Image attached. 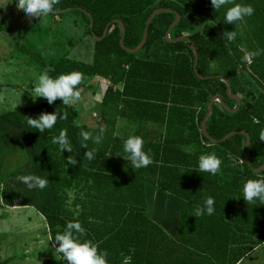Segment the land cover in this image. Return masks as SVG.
<instances>
[{
	"label": "trees",
	"instance_id": "obj_1",
	"mask_svg": "<svg viewBox=\"0 0 264 264\" xmlns=\"http://www.w3.org/2000/svg\"><path fill=\"white\" fill-rule=\"evenodd\" d=\"M35 2L52 16L81 17L94 39L91 61L71 57L65 44L54 59L21 45L22 37L8 30L15 47L39 62L44 85L58 90L0 117L40 145L54 206L39 211L62 262L237 264L263 244L264 170L254 169L264 165V0ZM157 8L171 11L153 17L141 50L126 51L114 20L126 27L125 46L135 48ZM176 14L181 18L170 37L188 39L170 42L166 32ZM222 77L241 104L229 112L214 102L210 137L236 132L214 143L201 130L211 98L238 106ZM96 80L105 83L101 123L91 127L70 97ZM119 120L133 131L119 133ZM146 184L182 200L177 235L147 217Z\"/></svg>",
	"mask_w": 264,
	"mask_h": 264
},
{
	"label": "rangeland",
	"instance_id": "obj_2",
	"mask_svg": "<svg viewBox=\"0 0 264 264\" xmlns=\"http://www.w3.org/2000/svg\"><path fill=\"white\" fill-rule=\"evenodd\" d=\"M0 23L4 28L0 30V113L8 105L1 102L3 97L12 99L14 103L19 96L17 93H21L24 96L20 97L25 100H18V103L27 104L32 103V97L36 100L41 99L43 94L49 96L57 94L54 86L44 85L46 77L40 70L39 62L15 47L14 40L8 33L9 29L14 35L22 37L21 45L42 54L43 57L57 58L61 54L60 46L65 44V50L69 51L71 57L86 62L92 60L94 39L87 33V23L79 16L73 14L68 17L52 16L46 13L43 5L38 6L35 0H0ZM6 83L15 84L17 88L7 87ZM95 83L97 85L94 88L87 89L82 95L72 96L70 101L76 104L80 111L85 108V113L92 114L91 116L84 114L82 119L91 126L100 122L98 104L100 95L97 93L102 88V83L105 84L104 80H96ZM88 100L96 103L93 104L92 109H88L89 111L84 105ZM8 107L13 106L9 104ZM0 124L7 123L0 119ZM16 130L20 132L19 129ZM24 157L20 140L14 138L5 142L0 132L1 184L6 181V183L12 182L7 177ZM7 212L0 217V232L10 231L16 222L18 230L7 235L6 247L4 246V251H0V262L7 257L8 261L4 264H43L47 257L48 264H61L56 258V253L51 252L55 248L48 238L49 229L41 215L33 210L27 211L30 216L20 211ZM30 225L32 228H27ZM251 260L245 264H250Z\"/></svg>",
	"mask_w": 264,
	"mask_h": 264
},
{
	"label": "crops",
	"instance_id": "obj_3",
	"mask_svg": "<svg viewBox=\"0 0 264 264\" xmlns=\"http://www.w3.org/2000/svg\"><path fill=\"white\" fill-rule=\"evenodd\" d=\"M6 85L7 87L17 88L16 87L17 85L15 84L6 83ZM102 88L97 93V95H100V100H99L100 102L102 98V92H101ZM95 90L93 91L95 92ZM85 91L86 89L83 91V93ZM4 93H6V91H4ZM17 94H19L18 99H16L14 103L12 99L8 97L1 98L2 103H7L8 105L11 104L13 106V107H8V105L6 104L7 106L5 107L4 110H2L1 113L17 109L21 106L33 105L40 100H45L51 97H55L56 95H58V90L56 95L49 96L43 94L42 97H40L41 99L37 98L36 100L35 97H32V103H27V104L18 103V100L23 101L24 98L23 97L21 98L20 96H24V95H21V93H17ZM8 99L11 101H8ZM70 101H71V97H70ZM100 102L98 104H100ZM93 104L96 103L92 100L86 101V103H84L85 107H87L86 110L89 111L90 109H92ZM99 112H100V108H99ZM87 113H85V108H84L82 111V115L84 114L88 116L92 115V114L89 115ZM0 119L2 118L0 117ZM3 121L5 120L3 119ZM6 123L7 124H0L1 125L0 132L3 136L4 141L9 142L12 141L14 138L19 139L22 144L25 157L21 161V163L14 168L12 173L8 175L7 179L12 182L6 183L7 182L6 181L4 184L2 183L0 185V189H1L0 217L2 214L8 213L7 211H10L11 213H16L17 211H20L26 213L27 216H30L29 212L27 211L33 210L36 211L39 215H41V217L45 220L44 216L39 211V207L43 205L53 207L54 196L50 183V175L46 166L45 158L41 152L40 145L35 138L25 134L20 129H19L20 132H17L16 130L18 129L17 127L11 125L10 123L8 124L7 121ZM83 123L88 124L87 122H83ZM88 125L91 126L90 124ZM98 125H100V122L96 123L91 127H97ZM117 128H118V132L122 134H129L131 133V131H133L132 126L129 123H127L125 120H119L117 124ZM145 193H146L145 212L147 217L150 218L152 221H154L156 224L164 227L171 234L177 235L179 233V228L181 223L180 212L182 209V200L171 194L165 193L151 186L150 184H146ZM29 222L30 219L28 218V223ZM16 223L13 224V227L8 232L1 230L0 251H4V246L6 247L5 240L7 235L9 233L11 234L14 231L18 230ZM27 228H32V226L31 225L27 226ZM48 238L50 239L51 244L54 246L49 233H48ZM51 252L56 253V258L60 260L61 264H67L62 262L60 255L58 254L56 249ZM250 259H252L250 264H264V243L255 246L254 249L249 254L244 256L237 264H245ZM48 260L49 258L45 257L43 264H46ZM7 261L8 258L6 257L0 263L4 264V262Z\"/></svg>",
	"mask_w": 264,
	"mask_h": 264
},
{
	"label": "water",
	"instance_id": "obj_4",
	"mask_svg": "<svg viewBox=\"0 0 264 264\" xmlns=\"http://www.w3.org/2000/svg\"><path fill=\"white\" fill-rule=\"evenodd\" d=\"M49 1L50 0H46V5L49 7ZM171 11V9L169 8H157L155 9L151 15L149 16V18L147 19L146 21V24H145V29H144V34H143V38H142V41L139 43L138 46H136L135 48H127L124 44V37H125V34H126V27L123 25V23L118 20V19H115L114 22L116 23H120L121 26H122V30H123V33H122V36L120 38V44L121 46L128 52H131V53H136L138 52L139 50L142 49V47L144 46V44L146 43L147 41V37H148V28H149V25H150V22L151 20L153 19V17L158 14V13H161V12H169ZM89 14V13H88ZM90 15V14H89ZM181 16L180 14H176V19L172 22V24L170 25V27L168 28L167 32H166V37L167 39L170 41V42H177L179 40H184V39H188V37L186 35H182L181 37H178V38H171L170 37V32L172 30V28L178 23V21L180 20ZM92 22H93V19L91 18V25H92ZM109 26H110V23L106 26L105 30H104V33H103V36L102 37H99L98 39H102L106 34L107 32L109 31ZM192 48L193 50L195 51V64H194V68H195V71L197 72V63H198V58H199V54L197 52V49L195 47V45H192ZM201 78H204L203 76H201ZM222 79L227 83V93L230 97L234 98L237 103H238V106L235 108V109H231L230 107H228L224 101L222 100L221 97L219 96H213L210 100V103H209V108H208V112L206 114V116L204 117L203 121H202V124H201V130L203 132V134L208 137L212 142L214 143H217V142H221V141H224L226 140L227 138H229L230 136L234 135L236 132L235 131H232L228 134H226L224 137H222L221 139L217 140V139H213L210 137L208 131H207V120L208 118L211 116L212 112H213V104L215 101H218L220 102L229 112H235L239 109L240 107V104H241V97L240 95L238 94H232L231 92V83L225 78V77H222ZM245 135H246V145H245V160H246V163L247 164H250V156H249V144H250V135L249 133L247 132H244ZM264 170V165L254 169L255 172H260V171H263Z\"/></svg>",
	"mask_w": 264,
	"mask_h": 264
},
{
	"label": "built area",
	"instance_id": "obj_5",
	"mask_svg": "<svg viewBox=\"0 0 264 264\" xmlns=\"http://www.w3.org/2000/svg\"><path fill=\"white\" fill-rule=\"evenodd\" d=\"M247 61H248V63H250V62H251V60H250V58H249V57H247Z\"/></svg>",
	"mask_w": 264,
	"mask_h": 264
}]
</instances>
